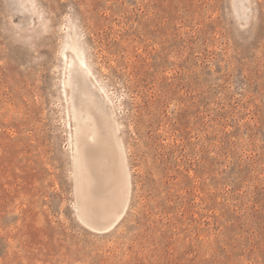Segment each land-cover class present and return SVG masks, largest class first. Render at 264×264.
I'll list each match as a JSON object with an SVG mask.
<instances>
[{"label": "rangeland", "instance_id": "374dc122", "mask_svg": "<svg viewBox=\"0 0 264 264\" xmlns=\"http://www.w3.org/2000/svg\"><path fill=\"white\" fill-rule=\"evenodd\" d=\"M128 181L82 216L68 74ZM0 264H264V0H0Z\"/></svg>", "mask_w": 264, "mask_h": 264}, {"label": "bare ground", "instance_id": "6f19581e", "mask_svg": "<svg viewBox=\"0 0 264 264\" xmlns=\"http://www.w3.org/2000/svg\"><path fill=\"white\" fill-rule=\"evenodd\" d=\"M75 119V180L81 216L112 222L124 206L128 181L109 115L78 64L68 74Z\"/></svg>", "mask_w": 264, "mask_h": 264}]
</instances>
